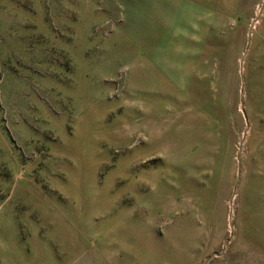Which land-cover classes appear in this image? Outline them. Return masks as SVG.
<instances>
[{
  "label": "rangeland",
  "instance_id": "rangeland-1",
  "mask_svg": "<svg viewBox=\"0 0 264 264\" xmlns=\"http://www.w3.org/2000/svg\"><path fill=\"white\" fill-rule=\"evenodd\" d=\"M0 264H264V0H0Z\"/></svg>",
  "mask_w": 264,
  "mask_h": 264
}]
</instances>
